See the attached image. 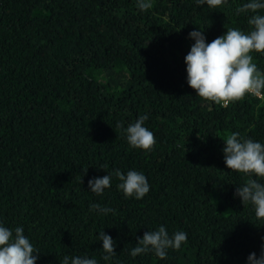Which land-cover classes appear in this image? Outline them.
Masks as SVG:
<instances>
[{
	"label": "trees",
	"instance_id": "trees-1",
	"mask_svg": "<svg viewBox=\"0 0 264 264\" xmlns=\"http://www.w3.org/2000/svg\"><path fill=\"white\" fill-rule=\"evenodd\" d=\"M150 2L141 11L136 0H0V221L23 227L36 264L64 254L106 264L100 231L116 242L110 264H245L260 253L264 220L234 195L247 177L225 166L222 148L234 131L264 144V97L204 100L184 63L194 28L206 42L228 28L248 32L252 13L235 14L247 0ZM252 55L264 72V54ZM144 114L150 151L131 148L119 126ZM131 169L150 185L139 200L117 188L115 171ZM107 173L110 188L88 190ZM90 203L115 214L90 213ZM159 225L187 242L166 260L131 257Z\"/></svg>",
	"mask_w": 264,
	"mask_h": 264
},
{
	"label": "clouds",
	"instance_id": "clouds-1",
	"mask_svg": "<svg viewBox=\"0 0 264 264\" xmlns=\"http://www.w3.org/2000/svg\"><path fill=\"white\" fill-rule=\"evenodd\" d=\"M196 5H207L218 8L227 0H195ZM150 0H136V7L146 11L151 7ZM264 0H247L235 9V14L252 13L247 23L250 30L244 32L239 28H228L222 35L206 42L203 31L194 28L188 37L194 41L184 56L186 82L195 90V94L204 100L223 106L252 95L264 97V72L254 63L253 52L264 54ZM148 115L139 116L134 122L122 128L125 139L131 148L150 151L156 143L154 133L145 126ZM224 141L222 148L225 166L233 171L244 174L246 181L235 188L234 195L243 204H250L258 220H264V144L239 132H231ZM103 169V168H102ZM115 177L119 180L117 188L125 198L142 199L149 191L150 185L145 174L135 169L123 173L116 170ZM113 174L92 177L88 180V190L102 195L111 187ZM88 211L97 215L115 214L111 207H102L99 203H90ZM104 250L102 259L110 264L116 252L115 240L104 231L96 234ZM136 246L129 251L131 257L153 253L158 259L166 260L168 249L179 250L187 242V233L177 230L169 234L164 225L153 231H146L136 240ZM39 251L24 234L22 226L9 228L0 221V264H36ZM59 264H98L87 255L71 256L64 254ZM245 264H264V236L261 237L260 253L251 252Z\"/></svg>",
	"mask_w": 264,
	"mask_h": 264
}]
</instances>
